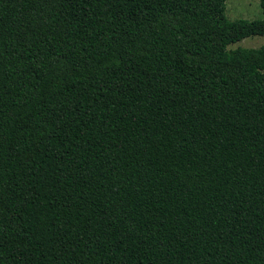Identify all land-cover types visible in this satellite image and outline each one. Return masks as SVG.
<instances>
[{
    "label": "trees",
    "instance_id": "16d2710c",
    "mask_svg": "<svg viewBox=\"0 0 264 264\" xmlns=\"http://www.w3.org/2000/svg\"><path fill=\"white\" fill-rule=\"evenodd\" d=\"M259 6L0 0V264H264Z\"/></svg>",
    "mask_w": 264,
    "mask_h": 264
},
{
    "label": "rangeland",
    "instance_id": "374dc122",
    "mask_svg": "<svg viewBox=\"0 0 264 264\" xmlns=\"http://www.w3.org/2000/svg\"><path fill=\"white\" fill-rule=\"evenodd\" d=\"M225 16L229 21L261 19L259 0H225ZM261 46H264V37L252 36L229 45L227 49H254Z\"/></svg>",
    "mask_w": 264,
    "mask_h": 264
}]
</instances>
